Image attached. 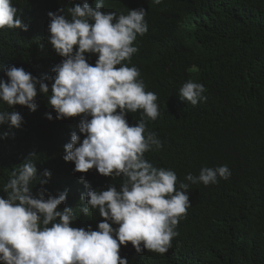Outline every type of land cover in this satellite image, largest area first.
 I'll return each mask as SVG.
<instances>
[{"label":"trees","instance_id":"1","mask_svg":"<svg viewBox=\"0 0 264 264\" xmlns=\"http://www.w3.org/2000/svg\"><path fill=\"white\" fill-rule=\"evenodd\" d=\"M83 0H76L82 4ZM95 7L96 0H88ZM103 11L127 15L129 10H147L148 32L138 36L129 67L140 68L149 87L159 97L160 115L147 122L163 142L145 158L157 168L174 171L179 183L203 168L227 166L228 180L205 186L191 184V207L177 227L179 236L166 254L137 253L129 244L121 246V257L128 264H264V0H104ZM28 31L0 30V80H8L11 66L24 68L43 80L55 76L52 69L64 60L48 43L49 13L66 14L74 7L69 0H12ZM65 9V13H60ZM69 18H71L69 16ZM44 48L41 49L40 45ZM78 51V48L76 49ZM95 66L96 54H86ZM176 62L206 87L198 105L182 100L179 88L184 80L168 73ZM127 63V62H126ZM140 76V79L146 82ZM54 81H48L49 87ZM172 87V88H171ZM39 91V86H38ZM50 95V93H49ZM37 109L17 105L9 109L0 102V111L19 112V128L0 126V196L11 172L35 154L37 181L32 190L46 198L67 193L65 207L79 216L72 227L99 230L104 222L98 210L89 216L80 210L90 190L106 191L121 180L104 177L98 170L75 172L67 162L65 145L72 133H80L82 117L59 120L43 93L36 98ZM49 114L52 119H49ZM141 113H129L135 126ZM45 171L51 177H45ZM190 183V182H188ZM88 185L91 187L89 188ZM114 228L118 225L113 224Z\"/></svg>","mask_w":264,"mask_h":264},{"label":"clouds","instance_id":"2","mask_svg":"<svg viewBox=\"0 0 264 264\" xmlns=\"http://www.w3.org/2000/svg\"><path fill=\"white\" fill-rule=\"evenodd\" d=\"M161 2L154 0L155 4ZM69 3L75 6L67 9L68 15L49 13L47 41L64 58L52 69L55 76L41 80L22 67L11 66L6 72L8 80H0V102L9 109L19 105L34 112L36 98L43 93L59 120L82 117L78 127L86 138L81 144L80 135L73 132L64 159L75 164L76 173L95 169L104 177L119 178L120 188L113 184L106 191H88L80 210L86 216L98 210L104 221L98 231L72 227L79 219L76 209L59 210L67 200L66 192L46 198L42 188L38 196L33 194L34 182L47 181H37L32 154L11 172L3 188L7 198L0 196V264H128L120 253L121 246L129 244L137 253L146 249L166 254L179 236L180 220L191 207V184L209 186L231 176L227 166L205 167L198 177L189 174L186 181L190 183H179L177 188L179 178L174 171L157 168L145 158L153 147L163 148L157 134L147 129L149 120L159 118V97L146 90L149 86L141 69L129 67L139 51L133 46L135 41L148 32L147 10H129L117 17L103 11L104 0H96L95 7L88 0ZM16 16L12 0H0V30L28 31ZM40 47L43 50L44 45ZM86 54L98 55L95 66L88 63ZM197 70L192 67L186 72L175 61L167 69L185 81L179 96L193 106L202 98L206 101L203 93L208 88L191 76ZM48 81H54L51 88ZM137 112L141 119L132 126L126 117ZM22 122L19 112L0 111V126L19 128ZM43 175L50 178L51 172Z\"/></svg>","mask_w":264,"mask_h":264}]
</instances>
